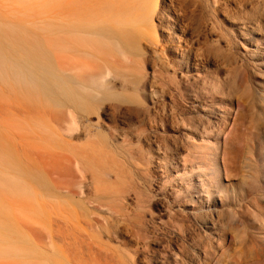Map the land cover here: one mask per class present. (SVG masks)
I'll return each mask as SVG.
<instances>
[{
  "label": "rangeland",
  "instance_id": "374dc122",
  "mask_svg": "<svg viewBox=\"0 0 264 264\" xmlns=\"http://www.w3.org/2000/svg\"><path fill=\"white\" fill-rule=\"evenodd\" d=\"M0 264H264V0H0Z\"/></svg>",
  "mask_w": 264,
  "mask_h": 264
},
{
  "label": "bare ground",
  "instance_id": "6f19581e",
  "mask_svg": "<svg viewBox=\"0 0 264 264\" xmlns=\"http://www.w3.org/2000/svg\"><path fill=\"white\" fill-rule=\"evenodd\" d=\"M25 62L28 63L30 67V71L32 72L34 76H36L39 79L41 85L44 87L46 91H48L51 94H56V95L60 94L63 97L66 96V98L70 97V95L67 92L68 89L64 87L60 79H58L56 76L49 73L48 71H47V74L49 75V79H47L48 77L41 78V70L36 66V63H33L28 60H26Z\"/></svg>",
  "mask_w": 264,
  "mask_h": 264
}]
</instances>
